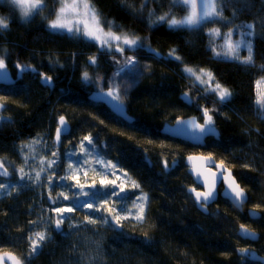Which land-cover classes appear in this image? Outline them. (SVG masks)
I'll return each mask as SVG.
<instances>
[{"label":"trees","instance_id":"16d2710c","mask_svg":"<svg viewBox=\"0 0 264 264\" xmlns=\"http://www.w3.org/2000/svg\"><path fill=\"white\" fill-rule=\"evenodd\" d=\"M89 1L101 27L140 39L143 47L106 51L96 40L52 30L57 0H41V7L27 17L13 3L0 0V17L8 25L0 29V59L12 76L21 75L12 85H0V96L8 97L12 107L2 110L0 158L13 142L38 130L50 110L68 115L71 133L107 138L117 164L149 195L146 217L138 225L129 222L116 241L103 242L97 250L57 240L26 262L30 249L24 218L32 198L22 194L0 207V252L14 253L23 264H79L70 256L72 250L84 264L93 252L100 256L99 264H262L250 260L242 247L251 243V250L264 255V109L257 104L258 84H264V0H223L222 19L177 28L149 23L150 12L153 20L165 13H170L168 19L187 15L185 5L170 0ZM247 23L253 24L254 35L246 36L252 42V62L239 59L248 58L245 48L238 58L216 55L227 50L225 34L245 29ZM130 55L145 59L150 67L125 103L133 119L127 122L88 96L94 91L96 69L106 73L98 91L109 89L112 70ZM185 67L206 69L231 97L221 104L192 81ZM85 72L91 80L83 79ZM44 76L51 82L46 84ZM184 93L190 104L181 99ZM204 109L220 130L218 138L207 137L204 145L196 146L165 131L177 117L193 115L202 121ZM197 152L211 154L233 171L248 193L243 212L222 197L206 212L199 210L189 193L195 183L183 162L185 155ZM173 160L177 164L166 170L163 162L170 165ZM247 208L258 210L260 217L250 219ZM243 224L259 232L255 242L236 233Z\"/></svg>","mask_w":264,"mask_h":264},{"label":"rangeland","instance_id":"374dc122","mask_svg":"<svg viewBox=\"0 0 264 264\" xmlns=\"http://www.w3.org/2000/svg\"><path fill=\"white\" fill-rule=\"evenodd\" d=\"M6 1L12 3L11 0ZM170 1L174 3V0ZM33 2L35 0H22L21 4H13L20 15L23 16L24 8H27ZM57 2V11L52 22L57 20L59 13V18L62 22L69 27L75 28L78 26L80 28V35H83L86 26L90 30L97 28L96 22L92 19V14L88 13L85 15L82 0H57ZM88 2L90 3L89 0ZM194 2L197 5L196 12L199 16L202 10L201 0H194ZM74 3L80 5V7L75 9L73 7ZM62 7L64 11L60 12ZM186 7L187 15L171 19L181 20L188 16L192 11L191 2ZM76 22H79L78 25ZM98 27L102 31H98L96 34L101 39H104V34L109 32L121 38L119 42L113 40L110 45H106L103 48L104 50L119 53L121 51L116 49L121 46L124 49L135 48L123 45L126 35L119 32L115 33L110 29L106 30L100 24ZM56 31L68 32L66 29H56ZM245 31L246 29L233 30V34L226 37L227 50L225 52L228 51L229 45L242 44L246 41V36L243 35ZM127 38L134 39L129 36ZM242 48L247 49L246 47H241L240 50ZM221 56L232 57L231 55L225 56L222 53ZM129 57H132L136 63L127 64ZM129 57L123 59L124 62L119 68L112 70L111 76L107 80L119 100L124 103H127L131 90L138 85L141 77L149 73L150 67L148 61L141 57L136 55H130ZM239 59L245 61L247 58L242 56ZM186 69L192 68L185 67L184 72L204 92H210L215 97H219L218 92L210 91L215 89L217 84L214 83L213 76L209 77V71L193 68L192 72L189 73ZM94 72L93 82L95 85L92 86L90 91L101 89L100 85L106 75L99 68ZM197 77H200V79H197ZM221 87L224 88L223 86ZM257 95L258 99L264 96V84L262 82L258 84ZM8 100H10L8 97L0 96V101L4 107L7 106L10 109L12 107L7 105ZM2 110L0 109V120L3 119ZM52 111H49L48 116L50 117L38 130L34 131L32 135H28V137H22L18 141L13 142L6 149L3 159L0 158V162L8 173V175L0 174V184L5 186L0 189V207L7 205L15 196H21L22 194L29 196L30 199L32 198L30 200L31 203L27 207V216L24 218L25 244L30 249V253L25 255L26 262L30 261L31 257H34L36 253L47 247L54 246L57 240L68 241L69 244H75V246L83 244L86 250H97L103 245V242H107L110 239L116 241L117 236L115 235L124 233L123 227L129 222L137 225L143 222L148 207L149 195L117 164L112 155V146L108 145L106 149H101L100 142L103 140L107 141V138L92 133L80 136L70 131L68 135L63 137L60 145L56 146L53 142V134L56 127L55 122L59 115H54ZM65 116L69 120L68 115ZM85 136L94 137L93 144L83 141ZM82 141L84 151H81ZM53 153H57V156L54 157ZM51 160H55L56 163L49 168L48 161ZM70 165L71 167H69ZM41 168L44 170L41 171ZM21 169L25 174L23 177ZM38 172L40 173L39 179L36 178V173ZM72 177L77 179H72ZM77 180L79 185L84 186L82 189L77 185ZM101 180L115 181V184L102 185L100 183ZM93 185L94 187H90ZM134 185L139 187H134ZM191 189L189 188V191ZM114 193L117 195H114ZM65 196H68L69 199L65 200ZM141 197H146V199H139ZM49 198L53 200V203H49ZM88 204H92V208H89ZM140 205H143L145 209L143 220L136 218ZM55 208H73V211L62 214L61 226L63 228H61V233H57L53 229L54 223L58 218ZM37 233H44L48 238L39 243V249L34 253L32 244L34 240H37ZM93 242H95L94 246H92ZM252 248L254 247L251 243L242 247L243 251L245 249L251 250ZM71 252L70 256L72 258L78 260L79 264H84L80 262V256L77 251L72 250ZM98 259H100V256L93 252V254H90L86 264H99Z\"/></svg>","mask_w":264,"mask_h":264},{"label":"snow or ice","instance_id":"6c2138e0","mask_svg":"<svg viewBox=\"0 0 264 264\" xmlns=\"http://www.w3.org/2000/svg\"><path fill=\"white\" fill-rule=\"evenodd\" d=\"M11 2L14 4H21L22 0H11ZM190 2H191L192 11L185 18H183L181 20L168 19V16L170 13H165V15H162V16L158 17L157 19L153 20V19H151V17L154 15V13L150 12L149 13L150 25L156 24V23L167 22L170 28H177V27H182V26L191 27V26H195V25L199 24L203 20H211L215 17H220L221 19L223 18L220 16V13L222 11L223 0H201L202 10H201L199 16L197 15V12H196L197 5L194 2V0H174V3L177 5L182 4V5L187 6ZM82 6L85 10V15H87L88 13H91L92 19L96 22V25H97V28L95 30H90L87 28V26L85 27V31L83 32V36L85 38L90 39V40L99 41L101 49H103L106 45H110L113 40H115L116 42L120 41L121 38L119 36L114 35L111 32L104 34L105 38L101 39V37L96 34L98 31H102V29H99V27H98L100 20L98 18V14L95 12L94 7L88 2V0H82ZM40 7H41V0H35V2L31 3L27 8H24L23 17H27L33 10H38ZM73 7L75 9H78L80 7V5H77L74 3ZM63 11H64V8L62 7L60 12H63ZM76 23L78 25L79 22H76ZM107 23L109 24V27L112 26V22L109 21ZM260 23L262 26H264V21H261ZM7 26H8L7 25V18L0 17V29H6ZM49 27L53 30L66 29L69 33H73L75 35H80V28L78 26H76L75 28L69 27L66 23L61 21V19L59 18V13H58L57 20L53 21L49 25ZM243 27L246 29V31L243 33V35L248 36V37H251L254 35V32L252 30L253 24H247V25H244ZM217 34H219V33L217 32ZM232 34L233 33L230 31L229 33H227L225 35L231 36ZM123 45H127L129 47H143L142 41L140 39H128L127 37L124 38ZM241 47H246L249 51V56L244 61V63H251L252 62V42H251V40H246L242 44L237 43L235 45H229L228 51L224 52L223 55H225V56L231 55L234 58H238V52H239ZM116 50L117 51H124V48L121 46V47H118ZM174 51H175V49H173V52ZM156 55H159V53H156ZM216 55L219 56V55H221V53H216ZM174 58L176 60H180V57H174ZM95 62H96L95 58H93L91 60V63H95ZM135 63H136V61L132 57H129L127 59V64H135ZM4 67H5V62L3 59H0V69H4ZM27 67H28L27 65L24 66V68H27ZM186 71L191 73L192 69H186ZM208 75L211 78V73H208ZM83 79L84 80L90 79L87 72L84 73ZM197 79H200V77H197ZM43 80L46 84L51 82V78L47 77V76H44ZM210 91L218 92V95L220 98L219 102L221 104H223L225 101H227L232 95L231 92L227 88H222L219 84L216 85L215 89H212ZM107 96L111 97L113 100L119 101V97L114 95L111 90L107 93ZM185 98L190 99V97H188L187 94H185ZM257 104L260 107V109H264V96H261L260 99H258ZM3 107H4V105H0V108H3ZM204 117H205L204 124L203 125H196V127L199 128V130L201 132H215L216 129H215L214 124H213V117L209 114L208 109H204ZM59 123H60V127L57 128V142H59L61 135L64 133V131L66 129V122L64 120V117H62V116L60 117ZM181 123H183V122H181ZM188 123H191V122H188ZM83 141H87L89 144H93L94 137L85 136L83 138ZM83 141L81 142V151H84ZM53 156L54 157L57 156V153H53ZM55 163H56L55 160L48 161V167L51 168ZM69 167H71V165ZM217 167H220V166L217 165ZM43 170L44 169L41 168V171H43ZM2 174L8 175L7 170H5ZM21 175H22V177L25 175L23 173L22 169H21ZM36 178L37 179L40 178L39 172L36 173ZM72 179H77V178L72 177ZM50 180H51V178H50ZM100 183L102 185L115 184V181L101 180ZM77 185L81 189L84 187L83 185H79L78 180H77ZM4 187L5 186L3 184H0V189H2ZM90 187H94V185L90 186ZM134 187H139V186L134 185ZM205 187H207V184H205ZM230 187H231V185H230ZM192 191L195 192L196 200L198 202H202V203H207V202L211 201L216 196V193L211 188H208V190L204 191V192H198V191H196L195 188H193ZM232 194H234V195H232ZM232 194H230V195H232V199L234 201H243V200L247 199L244 191L242 189H240L238 185H236L235 187H232ZM61 195H63V194H61ZM85 195H87V193H85ZM114 195H117V194L114 193ZM64 199L68 200L69 197L65 196ZM139 199H146V197H141ZM88 207L92 208V204H88ZM71 211H73V208H55V212L58 215V218L56 220L57 230H59L60 225L62 223V219H63L62 214L65 212H71ZM109 211H111V209H109ZM144 211H145L144 206L140 205L139 206V213L137 214V217H136L138 220H143ZM117 219H119V218H117ZM241 228L244 229V226L242 225ZM244 234L249 236V237H253V238L256 235L254 232H250L246 229H244ZM36 236H37V240H34L33 244H32V251L34 253L36 251H38L39 243L48 238L46 236V234H44V233H37ZM10 258L14 259V257H10ZM16 264H19V261H17Z\"/></svg>","mask_w":264,"mask_h":264},{"label":"water","instance_id":"95a60500","mask_svg":"<svg viewBox=\"0 0 264 264\" xmlns=\"http://www.w3.org/2000/svg\"><path fill=\"white\" fill-rule=\"evenodd\" d=\"M21 75H17V77L12 76L9 67L5 63L4 69H0V85H12L15 83V80L17 78H20ZM112 91L114 95L116 93L112 88L110 89H104V90H94L90 92L88 99L96 102V103H103L108 107L110 111L115 113L120 118H123L127 122H131L132 116L127 112L126 105L122 101L113 100L111 97L107 96V93L109 91ZM185 94L181 96V99L185 100L188 104L191 103V99H186ZM188 96V95H187ZM189 97V96H188ZM0 105H3L0 101ZM3 109V108H0ZM60 117L56 121L57 128L60 127ZM64 117V120L66 122V129L64 133L61 135L59 142H57V128L55 130V133L53 135L54 142L56 146H59L62 138L70 133L71 125L69 124V121L65 115H62ZM202 121L199 119L198 116H185V117H177L175 118V121L166 127L165 131L167 134H169L173 138H178L182 141H187L193 145H204L206 142L207 137H215L218 138L220 134L219 128H216L215 125V132H201L199 128L196 127V125H203L205 122L204 115L202 116ZM183 122V123H181ZM191 122V123H188ZM214 124V122H213ZM105 141L103 140L101 142V145H104ZM191 158V159H190ZM186 166H187V172H189L191 179L193 182H195L196 185L200 186L199 189H196L198 192H204L207 191L208 188H211L215 193L216 196L207 203L198 202L196 200L195 192L191 191L192 193V199L194 203L197 204L198 208L202 211L207 209V206L211 205L212 203H215V201L218 199V197H222L226 199L228 202H230L231 205H233L238 211L243 212L242 208L243 205L247 203V199L243 201H234L232 199V187H235L236 185L239 186L240 189H242L248 198L247 190H245L240 183L236 180V178L233 175V171L229 169L223 162L215 160L214 157L211 155H205L201 152L197 153H191L188 154L185 158ZM177 162L172 161L171 165H176ZM219 165L220 167H217ZM168 164L165 163L164 167L167 169ZM3 166L0 164V174L4 172ZM205 184H207V187H205ZM231 185V187H230ZM232 194V195H230ZM50 203H53V200L49 198ZM247 214L250 219H255L260 217V212L256 210L255 208H247L246 209ZM242 225H240L236 231L238 235L244 240H248L250 242H255L259 237V232H257L255 229H251L245 224H243L244 229L254 232L256 235L255 237H249L244 234V229L241 228ZM62 226L60 225L59 230L56 228V222H55V230L60 232ZM248 258L253 261H259L260 263L264 264V255L261 253H258L256 249L250 250L247 252ZM14 257V259L10 258ZM19 261V264H23L20 259L15 255L14 253H11L9 251H2L0 252V264H16V262Z\"/></svg>","mask_w":264,"mask_h":264},{"label":"bare ground","instance_id":"6f19581e","mask_svg":"<svg viewBox=\"0 0 264 264\" xmlns=\"http://www.w3.org/2000/svg\"><path fill=\"white\" fill-rule=\"evenodd\" d=\"M120 101V100H119ZM103 104V103H102ZM105 105V104H104ZM106 106V105H105ZM108 108V107H107ZM110 111V110H109ZM54 135V134H53ZM53 142H54V137H53ZM54 144H55V142H54ZM203 154H205V153H203ZM188 155V154H187ZM187 155H185L184 157H183V162L185 161V158L187 157ZM205 155H208V154H205ZM209 155H211V154H209ZM212 156V155H211ZM213 157V156H212ZM173 161H175V160H173ZM172 162V161H171ZM166 162H163V166H164V164H165ZM168 164V163H167ZM184 164H185V166H186V163L184 162ZM175 166V165H174ZM186 172H187V166H186ZM188 174H189V172H187ZM190 175V174H189ZM191 177V176H190ZM195 183V182H194ZM194 188L195 189H199L200 188V186H198V185H196L195 184V186H194ZM190 191H192V190H190ZM189 191V193H191ZM191 198H192V193H191ZM193 200V199H192ZM194 202V201H193ZM50 203V202H49ZM214 203H212L211 205H213ZM211 205H209V206H207V209L206 210H204L203 212H206L208 209H209V207H211ZM198 207V206H197ZM199 210H201V209H199ZM202 211V210H201ZM56 222V221H55ZM62 228H63V226H62ZM53 229H54V231L55 232H57V233H61L62 232V230L60 231V232H58V231H56L55 230V223H54V226H53Z\"/></svg>","mask_w":264,"mask_h":264},{"label":"flooded vegetation","instance_id":"af4514ba","mask_svg":"<svg viewBox=\"0 0 264 264\" xmlns=\"http://www.w3.org/2000/svg\"><path fill=\"white\" fill-rule=\"evenodd\" d=\"M18 74L20 75V73H18ZM18 74H17V75H18ZM17 75H16V76H17ZM17 79H19V78H17ZM110 112H112V111H110ZM112 113H113V112H112ZM114 114H115V113H114ZM59 116H62V115H59ZM67 119H68V118H67ZM201 119H202V117H201ZM202 120H203V119H202ZM68 121H69V120H68ZM0 122L3 124V121H0ZM69 124H70V123H69ZM56 128H57V126L55 127V130H56ZM55 130H54V133H55ZM62 139H63V138H62ZM104 141H105V144H104V145H101V142H102V141L100 142V145H101V149H102V150L107 148V145H106L107 141H106V140H104ZM201 153H202V152H201ZM188 154H191V153H188ZM175 162H177V161L175 160ZM171 163H172V162H171ZM0 164L3 166V164H2L1 162H0ZM170 167H172V165H171V166H170V165L168 166V168H170ZM3 168H4V170H6L4 166H3ZM164 168H165V167H164ZM168 168H167V169H168ZM165 169H166V168H165ZM167 169H166V170H167ZM193 188H194V187H192V189H193ZM192 189H191V190H192ZM190 192H191V191H190ZM196 205H197V204H196ZM246 251H247V250H246Z\"/></svg>","mask_w":264,"mask_h":264},{"label":"crops","instance_id":"0c3cea01","mask_svg":"<svg viewBox=\"0 0 264 264\" xmlns=\"http://www.w3.org/2000/svg\"><path fill=\"white\" fill-rule=\"evenodd\" d=\"M204 115V113L202 114V116Z\"/></svg>","mask_w":264,"mask_h":264}]
</instances>
